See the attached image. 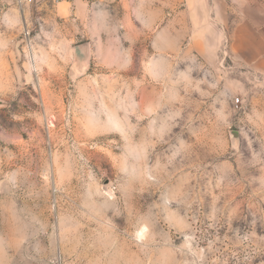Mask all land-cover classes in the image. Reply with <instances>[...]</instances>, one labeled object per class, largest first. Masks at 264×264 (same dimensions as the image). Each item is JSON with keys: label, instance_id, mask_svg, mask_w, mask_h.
Returning a JSON list of instances; mask_svg holds the SVG:
<instances>
[{"label": "rangeland", "instance_id": "1", "mask_svg": "<svg viewBox=\"0 0 264 264\" xmlns=\"http://www.w3.org/2000/svg\"><path fill=\"white\" fill-rule=\"evenodd\" d=\"M263 28L264 0H0V264H264Z\"/></svg>", "mask_w": 264, "mask_h": 264}, {"label": "crops", "instance_id": "2", "mask_svg": "<svg viewBox=\"0 0 264 264\" xmlns=\"http://www.w3.org/2000/svg\"><path fill=\"white\" fill-rule=\"evenodd\" d=\"M258 32V31H257ZM255 37L260 38L261 39V44H263L264 47V28L262 29V31H260L259 35L258 33L255 35Z\"/></svg>", "mask_w": 264, "mask_h": 264}, {"label": "built area", "instance_id": "3", "mask_svg": "<svg viewBox=\"0 0 264 264\" xmlns=\"http://www.w3.org/2000/svg\"><path fill=\"white\" fill-rule=\"evenodd\" d=\"M24 1H29V2H32V0H24ZM237 102H239V100H237Z\"/></svg>", "mask_w": 264, "mask_h": 264}]
</instances>
